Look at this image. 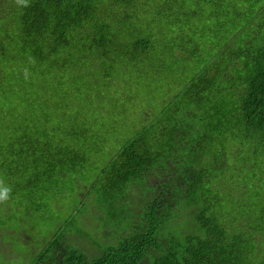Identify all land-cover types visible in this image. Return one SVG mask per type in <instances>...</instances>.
<instances>
[{
    "label": "trees",
    "instance_id": "1",
    "mask_svg": "<svg viewBox=\"0 0 264 264\" xmlns=\"http://www.w3.org/2000/svg\"><path fill=\"white\" fill-rule=\"evenodd\" d=\"M152 1L0 0V183L10 189L0 204V229L21 210L30 215L48 206L63 177L74 175L83 161L79 145L95 151L90 144L99 139L92 132L51 124L62 99L81 94L83 83L132 79L123 74L125 66L146 83L153 73L167 72L178 86V77L196 65L174 96V110L164 102L156 126L143 122L146 127L121 138L103 170L106 201L120 209L131 206V186L157 179L145 187L152 198L134 208L125 240L89 259L63 243L58 227L31 264H264L251 260L262 242L264 205L250 190L264 184V0H161L163 15L158 9L156 17L183 33L165 39V47L191 63L177 67V77L149 31L129 41L136 36V13L152 4L156 9ZM107 4L119 9L120 28ZM207 4L216 22L229 28V47L210 46L206 61L196 63L200 40L187 25ZM200 94L215 101H194ZM182 106L200 111L199 118L179 111ZM183 149L187 155H180ZM184 211L192 213L188 232L175 220ZM249 219L254 222L247 230Z\"/></svg>",
    "mask_w": 264,
    "mask_h": 264
},
{
    "label": "rangeland",
    "instance_id": "2",
    "mask_svg": "<svg viewBox=\"0 0 264 264\" xmlns=\"http://www.w3.org/2000/svg\"><path fill=\"white\" fill-rule=\"evenodd\" d=\"M150 1L153 3L152 0ZM154 4L157 6L156 9L153 8L152 4L148 10L141 14L136 13V20L132 26L134 29L131 32L136 36L130 38L129 41L142 37L140 32L149 31L153 35V46H159L158 55L162 53L172 59L171 65L173 68L175 67L174 70H171L173 71L172 75L177 77L179 75L177 67L184 68V64L191 63L178 58L174 54L175 50H167L165 46H168L170 39H174L177 35L182 36L183 33L171 30L169 28L171 26L166 21H162V17H156L155 14L158 9L163 15V5L161 0H155ZM107 5L111 7V13L115 19L114 26L120 28L117 23L119 16L116 13L119 12V9L112 4ZM213 10L212 4L203 6L199 10L200 16L198 15L195 22L187 25L188 28L186 27L187 33L192 38L200 40L197 42L200 51L191 47L197 57L196 63L206 61V51L210 49V46H224L221 48L224 52L229 47L226 46L229 28L225 21L221 26L220 23L216 22L212 15ZM110 27L113 29L112 25ZM167 38L168 41L165 40ZM214 58L215 55L209 61L214 60ZM177 59L182 60L183 64L177 65ZM125 67L123 74L132 79L128 80L127 76L124 79L122 76H118L116 82L97 79L91 84V87L83 83L80 89L81 94L62 99L59 103L62 106V108L59 107L61 113L51 114V124L55 125L59 122L63 128H69L72 125L80 129L85 128L86 131L96 135L99 141L90 144L95 151L90 149L88 145H79L83 161L76 166L74 175L63 177L58 185V190L54 191L52 201L40 213L36 211L35 214L27 215L24 210H21L17 218L10 216L5 226L0 229V264H31L33 258L43 248L52 233L58 230V227L62 228L63 243L85 253L89 259L97 258L108 248L117 247L133 229L130 227V224L133 223V210L145 198L146 200L152 198L145 187L153 186L157 179L151 177L146 184L140 187L131 186L127 193V199L131 201V206L124 205L120 209L114 202L106 201L105 193L108 183L103 179V170L115 156L121 138L132 137L136 131L146 127L143 122L149 123L151 126L157 125V120L161 116L162 105L168 101H170L169 104L175 102L174 96L178 89L184 85L190 73L196 71L194 68L196 65H193L188 75L178 77L177 81L180 80L178 86H175L173 81H169L167 72L166 76L160 70L153 73V80L146 83L139 72H134L131 67L127 69ZM165 70L167 71L166 67ZM160 74H162V80ZM39 85L37 87L41 88L42 86ZM105 85L107 87H104ZM66 88L69 89V87ZM67 95L71 96L72 94L68 93ZM47 97L49 96L44 94V98ZM14 98L16 99L17 96L15 95ZM67 100L69 102H66ZM193 100L215 101L209 95L202 94L198 98L193 97ZM213 103L215 104V102ZM179 111L189 112L197 118L200 114V111L196 109L186 110L183 106ZM175 114L176 112L171 113V122ZM179 121H182V115ZM219 150L220 148H218ZM183 153L187 155L188 149H183L180 155ZM230 165L233 166L232 161ZM248 184L251 185L250 180ZM263 188L264 184L262 187L253 185L250 190L253 192L252 197L255 195L262 196L259 201L264 205ZM175 220L177 225L187 232L192 228V213L190 211L178 213ZM252 222L254 221L247 220V230L252 226ZM254 247H256L255 254L253 257L251 256V260L264 262V233L262 234V242L258 247L255 245ZM143 264L149 263L144 262Z\"/></svg>",
    "mask_w": 264,
    "mask_h": 264
},
{
    "label": "clouds",
    "instance_id": "3",
    "mask_svg": "<svg viewBox=\"0 0 264 264\" xmlns=\"http://www.w3.org/2000/svg\"><path fill=\"white\" fill-rule=\"evenodd\" d=\"M10 198V189L0 183V204H5Z\"/></svg>",
    "mask_w": 264,
    "mask_h": 264
}]
</instances>
